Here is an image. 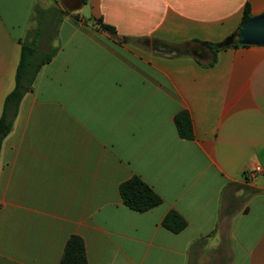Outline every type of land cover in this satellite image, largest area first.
Masks as SVG:
<instances>
[{
  "label": "crops",
  "instance_id": "0c3cea01",
  "mask_svg": "<svg viewBox=\"0 0 264 264\" xmlns=\"http://www.w3.org/2000/svg\"><path fill=\"white\" fill-rule=\"evenodd\" d=\"M247 4L264 14V0H0V117L36 7L63 12L1 147L0 264H60L72 236L88 264H200L224 232L228 264H264V45L212 67L183 52L225 41ZM134 176L160 205L124 204ZM170 211L179 233L162 225Z\"/></svg>",
  "mask_w": 264,
  "mask_h": 264
},
{
  "label": "trees",
  "instance_id": "16d2710c",
  "mask_svg": "<svg viewBox=\"0 0 264 264\" xmlns=\"http://www.w3.org/2000/svg\"><path fill=\"white\" fill-rule=\"evenodd\" d=\"M62 15L63 12L55 8L42 9L36 7L35 9L37 27L30 31L21 42V56L16 71L15 86L5 98L3 113L0 117V151L4 139L12 131L21 100L32 90L36 76L41 68L51 62L58 52V47L54 46L53 42L59 25L57 18ZM251 18L250 5L247 4L241 25L231 36L238 33L242 26ZM98 25L102 30L115 34V29L104 24L101 20H98ZM223 43L224 41L221 43H210L193 40L183 52L193 56L200 65L212 67L216 64L217 54L220 50L245 46L238 43L222 46ZM192 44H199L202 48H206L209 56L207 52H200V46L192 47ZM203 60L207 61L204 62ZM175 125L181 138H193V124L188 112H179L175 116ZM120 194L124 204L137 212H146L162 203V198L138 176H134L121 184ZM162 225L173 233H179L186 228L187 221L176 211H170L164 218ZM60 264H88L84 242L80 237L72 236L69 239Z\"/></svg>",
  "mask_w": 264,
  "mask_h": 264
},
{
  "label": "water",
  "instance_id": "95a60500",
  "mask_svg": "<svg viewBox=\"0 0 264 264\" xmlns=\"http://www.w3.org/2000/svg\"><path fill=\"white\" fill-rule=\"evenodd\" d=\"M235 43L240 45H264V14L248 20L241 30L224 41L222 46Z\"/></svg>",
  "mask_w": 264,
  "mask_h": 264
},
{
  "label": "rangeland",
  "instance_id": "374dc122",
  "mask_svg": "<svg viewBox=\"0 0 264 264\" xmlns=\"http://www.w3.org/2000/svg\"><path fill=\"white\" fill-rule=\"evenodd\" d=\"M50 15V14H49ZM205 59V58H202ZM204 62L207 60H203ZM220 242H216L215 246H209L199 258L200 264H228L229 258V240L228 234L220 233ZM217 247V248H216Z\"/></svg>",
  "mask_w": 264,
  "mask_h": 264
},
{
  "label": "built area",
  "instance_id": "2783aa9c",
  "mask_svg": "<svg viewBox=\"0 0 264 264\" xmlns=\"http://www.w3.org/2000/svg\"><path fill=\"white\" fill-rule=\"evenodd\" d=\"M260 171H261L260 167H256L254 170L255 173H259Z\"/></svg>",
  "mask_w": 264,
  "mask_h": 264
}]
</instances>
